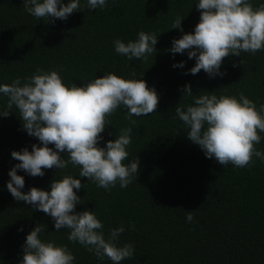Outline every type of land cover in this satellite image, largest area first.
<instances>
[{"label":"trees","instance_id":"obj_1","mask_svg":"<svg viewBox=\"0 0 264 264\" xmlns=\"http://www.w3.org/2000/svg\"><path fill=\"white\" fill-rule=\"evenodd\" d=\"M23 2L0 0V84L23 81L38 68L55 70L66 85L78 87L111 72L143 79L155 89L159 103L154 113L133 116L134 125L126 118L127 109L119 107L101 134L99 147H104L122 129L132 128L125 163L136 158L139 169L126 188L119 182L109 190L97 187L69 164L62 170L43 169V177L17 170L25 181L21 191H50V183L65 175L79 179L84 187L74 190L81 199L75 211H94L106 238L110 229L123 226L117 246L134 247L132 258L121 264H264V161L253 157L248 167L235 168L206 158L186 138L188 129L175 114L177 105L193 103V97H183L186 84L195 96L214 92L238 99L243 93L259 108L264 104V50L225 58L219 69L223 76L210 78L203 70L191 75L195 59L169 49L174 39L194 31L198 0H107L104 9L95 10L80 0V11L66 20L48 21L28 14ZM250 2L256 7L264 0ZM177 17L184 18L183 32L172 29ZM140 31L157 35L155 55L129 61L115 52L114 40L135 41ZM180 62L183 68L173 67ZM6 101L0 94V105ZM11 111L0 116V264H20L26 236L38 223L46 225L41 240L67 246L73 264H112L70 242L67 229L56 231L51 217L8 192V172L19 163L11 152L39 146L22 129L18 110ZM261 137L256 148L264 152V133ZM187 211H192V222L186 220Z\"/></svg>","mask_w":264,"mask_h":264},{"label":"clouds","instance_id":"obj_2","mask_svg":"<svg viewBox=\"0 0 264 264\" xmlns=\"http://www.w3.org/2000/svg\"><path fill=\"white\" fill-rule=\"evenodd\" d=\"M106 4L107 0H87L90 10L104 9ZM23 6L37 19L66 20L80 11V0L67 3L24 0ZM195 7L200 17L194 31L174 39L169 49L172 54L187 52L188 59H195L194 67L189 70L191 75L203 70L210 78L223 76L219 69L225 58L264 50V3L254 7L250 0H198ZM183 19L177 17L172 29L183 32L180 27ZM156 43V34L140 31L135 41L125 43L116 39L113 46L117 54L131 61L155 55ZM173 67L183 68L184 63ZM181 91L183 97H193V103L177 105L176 117L188 129L186 138L198 145L206 158L235 168L248 167L253 157L264 161V152L256 148L264 133V104L257 108L243 93L238 99L227 95L218 97L214 92L195 96L187 84ZM0 94L7 97L6 104L0 105L3 109L0 116L7 117L15 107L22 129L39 141V146H31V152L27 148L11 152L12 159L19 161L8 172L10 180L6 187L11 196L51 217L56 231L67 229L70 242L79 243L99 260L106 257L112 264H121L132 258V244L117 246L118 237L125 231L123 226L110 229L106 238L104 225L94 211H75L81 199L74 190L84 187L79 179L65 175L50 183V191L32 187L23 193L25 181L17 175V170L32 177H43V169L62 170L71 164L79 167L80 177L97 187L109 190L119 182L121 188H126L133 176L137 177L139 169L136 158L125 163L132 128L122 129L104 147H99L101 134L110 123L108 117L121 106L127 109L126 118L133 125V116L154 113L159 103L155 89H150L143 79H124L111 72L82 86L74 83L69 86L57 71L38 68L23 81L16 78L11 84H0ZM61 153H66L68 158L64 159ZM186 220L192 222V211L186 212ZM45 229L46 225L38 223L27 234L20 264H73L75 257L67 246L41 240Z\"/></svg>","mask_w":264,"mask_h":264}]
</instances>
